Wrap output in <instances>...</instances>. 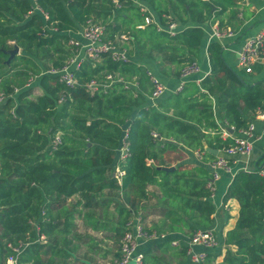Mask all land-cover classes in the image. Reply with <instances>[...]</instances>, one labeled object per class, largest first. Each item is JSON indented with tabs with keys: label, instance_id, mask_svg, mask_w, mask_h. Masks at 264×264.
Here are the masks:
<instances>
[{
	"label": "trees",
	"instance_id": "16d2710c",
	"mask_svg": "<svg viewBox=\"0 0 264 264\" xmlns=\"http://www.w3.org/2000/svg\"><path fill=\"white\" fill-rule=\"evenodd\" d=\"M142 1L153 8L163 26L169 23L171 13L187 26L204 24L227 11L215 1ZM36 5L38 10L32 0H0V71L8 67L7 52L14 47L40 57L45 68L47 61L53 60V51L61 56L46 69H61L76 54L75 49H66L71 40L67 33H77L93 20L106 27V39L129 33L142 58L156 61L165 75L172 72L164 67L174 66L179 77L181 69L198 58L205 35L201 27H186L174 35L159 31L155 24L138 30L137 23L143 24L145 15L131 0H36ZM222 50L219 43L210 44L211 73L200 87L191 84L168 97L159 106L161 111L148 107L142 94L133 95L122 84L114 85L106 94L91 95L86 90L85 84L103 80L109 73L126 79L136 77L148 90L150 78L141 67L134 62L114 63L108 57L98 63H82L74 73L79 84L71 90L49 74L40 77L44 94L34 100L30 99V89L15 94L7 86L5 92L13 97L0 107L1 264H6L12 254L8 244L23 248L18 264H52L42 258L49 255L66 264L71 258L65 249L70 218L56 222L60 218L52 212L76 195L85 200V207H96L106 189L122 190L125 202L131 205L129 210L117 205L120 214L126 216L125 224L138 211L128 192L147 198L146 188L156 185L161 192L162 215L170 222L167 226L171 232L185 227L192 236L198 226H210L215 207L208 178L185 170V165L174 172L159 170L162 164L153 151L177 147L155 139L153 133L193 149L207 143L222 150L232 141H223L217 134L213 98H218L221 118L236 130L247 128L250 123L245 117L253 118L264 108V81L246 84L226 63ZM63 94L69 98L60 105ZM169 110L173 114L167 113ZM126 128L130 129L131 157L122 165L126 176L120 187L112 172ZM207 132L216 134L210 138ZM59 133L63 134L62 144L54 150L52 143ZM147 159H154L156 165L147 166ZM229 199L240 203L241 214L227 238V244L235 245L237 251L229 250L223 264H264V177L259 172L237 174L225 197ZM124 231L119 230V235ZM43 235L47 245L39 242ZM151 253L152 249L146 255ZM186 253L182 247L181 255L186 257ZM215 258L208 254L206 264Z\"/></svg>",
	"mask_w": 264,
	"mask_h": 264
},
{
	"label": "crops",
	"instance_id": "0c3cea01",
	"mask_svg": "<svg viewBox=\"0 0 264 264\" xmlns=\"http://www.w3.org/2000/svg\"><path fill=\"white\" fill-rule=\"evenodd\" d=\"M203 2L215 1L218 6L223 4L226 6L227 11L220 18L215 16L211 17L208 22L204 24L189 23L187 26L182 25L177 16L171 13L170 17L175 19L179 24L178 33L184 30L186 27H201L204 31V38L200 48V54L198 58L194 60L197 62L200 68V72L194 74L186 79V86L184 89L191 84H195L200 87L201 82L211 73V66L208 56V47L212 43H219L223 48V57L226 63L240 76V78L248 85H254L257 82L264 81V68H257L253 75H246L244 70L241 68L238 58V52L244 46L246 41L259 34L264 30V0H202ZM116 2V1H115ZM33 6L36 10V0H32ZM141 5L146 9V15L149 16L153 23L157 27H166L161 24L159 16L153 10V8L145 1H141ZM137 7V6H136ZM138 25L142 23H137ZM222 30L231 29L234 32L233 36L224 37L221 39L214 37L215 28ZM83 29L77 33H67L71 39L77 40L82 44H85L83 38ZM132 38L129 41L130 47V62L136 63L143 71L147 74L150 72L153 76L163 82L167 88L166 94L157 99L153 100L150 97L152 92V84L150 82L148 90L141 87L137 78H129L133 81V86H129L131 93L142 94L145 97V101L148 107L154 110L161 111L160 105L171 95L176 94L175 90L181 83L180 76H176V68L172 66L169 68L165 66L166 71H170L169 75L161 73L157 62L148 58H142L136 45L133 43ZM67 50H71V47L66 46ZM83 56V52L80 54ZM40 88L39 83L36 85V89ZM213 111L214 120L218 125L219 131L217 134L223 141H226L223 137L224 130L229 131L233 136L239 135V130L229 125L224 121L219 113V102L218 98H213ZM170 115L173 114L172 110L167 111ZM249 120V123H253L255 126V137L253 153L249 157L243 156H228L227 159L231 163V173H221V177L215 183V195L211 196V202L215 207V213L212 216V223L208 227H200L199 229H214L219 241V245L215 250L209 252V254L216 256L215 260L211 264H223L227 252L237 251L235 245H228V235L234 231L237 227L240 214L241 205L236 199L225 200L226 194L229 187L231 186L233 179L239 173H253L264 170V122L256 118V113L253 118L245 117ZM234 128V131L231 130ZM210 134V138H214L215 132H207ZM229 140V139H228ZM164 143H173L176 145L177 150H158L159 156H164L162 159L158 158L157 162H161L162 165L158 166V169L163 167H174L175 170L180 165L187 166L185 170L201 173L208 180L213 177V170L210 167V163L215 160L216 157L221 156L222 153L219 151L218 156L212 155L206 151L208 147L207 143H204L203 148L193 149L186 147L178 141L173 139L161 138ZM205 150L209 156L204 155L202 159H199L196 155L197 151ZM177 155V156H175ZM213 158H212V157ZM147 166H155L156 162L154 159H147ZM119 165V158L114 165L112 176L116 174V168ZM262 176V175H261ZM264 177V176H263ZM123 181L118 184L121 187ZM147 198H140L134 192H128V198L131 199L138 210L136 215H139L144 225L153 231L165 234L166 238L160 241H152L142 243L138 249L137 254H144V264H193L186 253V257L181 255L182 247L187 249V243L189 238V230L182 227L179 231L173 233L167 226L170 223L162 215L161 207V192L158 186L149 185L146 188ZM99 204L96 207L87 208L85 207V200L80 196L76 195L67 199L55 209L51 215L59 217L56 222L63 223L66 216L70 218L71 227L66 233V239L68 245L66 250L71 254V258L66 264H111L115 259L120 256V241L122 236L119 235V230L124 231L126 216L121 215L117 209V205H121L127 210L130 209L127 201L125 202L122 190L110 191L106 189L104 193L98 197ZM45 216V214H42ZM64 227L61 226V230ZM42 237L45 241L42 240ZM53 239V237H52ZM173 240L181 241V245L173 247L171 242ZM39 242L47 245L48 240L46 236H41ZM51 242V241H50ZM164 244L161 248H155V245ZM152 249V253L147 256L146 253ZM197 252L202 251V248L196 247ZM43 259L50 260L52 264H62L57 256H43ZM207 263V259L203 264ZM1 264V261H0ZM64 264V263H63Z\"/></svg>",
	"mask_w": 264,
	"mask_h": 264
},
{
	"label": "built area",
	"instance_id": "2783aa9c",
	"mask_svg": "<svg viewBox=\"0 0 264 264\" xmlns=\"http://www.w3.org/2000/svg\"><path fill=\"white\" fill-rule=\"evenodd\" d=\"M135 6L140 8L142 14L145 15V22L137 26L138 30L145 29L146 26L153 23L152 19L147 16L146 9L141 5L142 0H131ZM169 23L166 27L158 26L159 31H166L172 35L177 34L179 30V24L175 19L170 16L167 17ZM234 32L231 29L222 30L215 28L214 37L221 39L224 37L233 36ZM129 33H123L117 36L114 40L106 39V27L93 20H89L83 29V38L85 44L80 43L77 40L71 39L69 46L75 49V55L69 58L65 66L61 69H53L49 73L58 78L59 82L65 86L66 89H74L78 86L79 82L75 76V71L78 70L82 63L91 61L93 63L100 62L104 57H108L114 63L127 64L130 62V54L126 46H128L131 40ZM83 52V56L80 54ZM238 58L241 68L246 75H253L257 68H264V30L256 36L249 38L241 50L238 52ZM200 72L197 62H191L185 65L180 72L181 83L175 90V93H180L186 86V79L194 74ZM152 84V92L150 97L153 100H157L163 97L167 88L163 82L153 76L150 72H147ZM127 81L124 76L120 74H106L103 80H92L85 84L86 90L91 94L104 93L106 94L114 85L122 84L127 90L130 88L127 86ZM2 80L0 79V83ZM32 82V80H31ZM30 82V83H31ZM17 94L18 90H14ZM13 94H7L5 91L0 90V107L3 106ZM69 96L63 94L58 103L64 104L68 100ZM256 118L264 122V108L259 109L256 112ZM234 131V128H231ZM130 129L124 130V136L121 142V148L119 150V165L116 168L115 178L117 181L122 182L126 176V171L122 168L127 160L131 157L130 142H129ZM155 139L161 140L158 134L153 133ZM225 140L230 139L232 143L227 147H224L220 152L221 156L215 158L210 163V167L213 170V177L209 180L207 188L212 193V197L215 195V183L221 177V173H231L232 167L228 156H243L249 157L253 153L255 137V126L253 123L245 129L239 130L238 136H233L229 131L223 132ZM53 149L57 150L58 146L62 144L61 134H57L53 140ZM218 151V152H219ZM205 150L196 152L199 159H202L206 155ZM260 175L264 176V170L260 172ZM125 231L120 241V256L115 259L111 264H128L131 260H135L136 264H144V254H137V249L142 243L160 241L166 238L165 234L158 233L148 229L142 218L139 215L133 214L130 220L125 224ZM42 240L45 239L42 237ZM179 240H173L171 242L173 247H178L181 244ZM219 245V241L214 229H199L196 230L189 238L187 243V255L189 256L193 264H203L208 257L210 251L215 250ZM11 248L12 254L8 257L6 264H18V257L23 248L14 247L12 244H8ZM196 247L202 248V251L197 252Z\"/></svg>",
	"mask_w": 264,
	"mask_h": 264
},
{
	"label": "rangeland",
	"instance_id": "374dc122",
	"mask_svg": "<svg viewBox=\"0 0 264 264\" xmlns=\"http://www.w3.org/2000/svg\"><path fill=\"white\" fill-rule=\"evenodd\" d=\"M134 16L135 14L131 15L133 19H134ZM110 21L113 22L112 20ZM126 47L128 51L130 52L129 45ZM14 49L15 47L12 50ZM52 53L54 54L53 60L47 61L46 63L47 67H51L53 64V61L57 60L61 56L59 54L54 53L53 51ZM68 60L66 62H68ZM44 64L45 63L40 61V57H37L32 54L24 53L23 50L19 48V54L13 58L10 64H7L8 67L6 69L0 71V79L2 80V82L0 83V90L6 91L7 86L13 88L14 90L17 89L18 92H21L22 90L30 89L31 90V95H30L31 100H34L42 96L44 94L43 90L40 88L36 89V85L39 83V79L41 76L45 74H49L51 73L50 71H52V69L47 70L46 69L47 67L45 68ZM127 86H130V87L133 86V81H130L128 79ZM124 89L127 90L125 87ZM131 90L133 89L131 88L128 89L130 93H131ZM60 134L61 136L63 135L62 133ZM169 150H173V149H169ZM153 154L156 157L161 158V159L164 157L163 155L159 156L160 154L158 150H154ZM128 264H136V262L133 259Z\"/></svg>",
	"mask_w": 264,
	"mask_h": 264
},
{
	"label": "water",
	"instance_id": "95a60500",
	"mask_svg": "<svg viewBox=\"0 0 264 264\" xmlns=\"http://www.w3.org/2000/svg\"><path fill=\"white\" fill-rule=\"evenodd\" d=\"M7 53L10 55V57H9V59L7 61V64H10V62L13 60V58L19 54V48L15 47L14 50L8 51ZM206 151L208 153L212 154V155H215V156H218V153H219L218 150H215V149H212V148H206ZM160 169L162 171H164V172H174L175 171L174 167H170V168L163 167V168H160Z\"/></svg>",
	"mask_w": 264,
	"mask_h": 264
}]
</instances>
